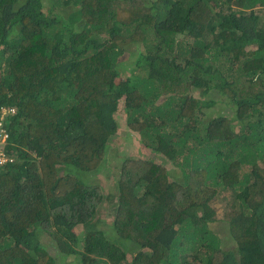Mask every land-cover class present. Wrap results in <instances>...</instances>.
Returning a JSON list of instances; mask_svg holds the SVG:
<instances>
[{
    "label": "trees",
    "instance_id": "obj_1",
    "mask_svg": "<svg viewBox=\"0 0 264 264\" xmlns=\"http://www.w3.org/2000/svg\"><path fill=\"white\" fill-rule=\"evenodd\" d=\"M4 109L0 264H264V0H0Z\"/></svg>",
    "mask_w": 264,
    "mask_h": 264
},
{
    "label": "rangeland",
    "instance_id": "obj_2",
    "mask_svg": "<svg viewBox=\"0 0 264 264\" xmlns=\"http://www.w3.org/2000/svg\"><path fill=\"white\" fill-rule=\"evenodd\" d=\"M211 95L214 97H215V95H217L215 97V99L218 98V94L216 92H212ZM222 109H224V107ZM117 117H118V120L121 122L120 123L121 129L114 136V138L110 139V141L107 143L108 150L106 153V161H105V163H103L102 168L100 170L95 171V173L93 172L94 177L91 179V182H93L95 180V177H96L100 181V184H102L104 186V188L106 189L105 193L107 196L113 195L116 191L114 176L116 174H118L119 168H120L121 163H122V158L124 156L127 157L130 155L141 154L140 137L125 129V126H124L125 122L123 120L124 117L121 115V112L118 113ZM96 174H97V176H96ZM217 196L220 199V202H219L220 206L224 210H229L231 207H228V202L224 201L223 199H224V196H227L228 198L231 197V194L229 192H226V190H221V191H219ZM101 211L104 213L103 218L105 220H107L111 217V214H109V206H108V209H105L103 207L101 209ZM112 220H113V218H112ZM210 228L214 231H217L218 234H222V235L227 234L226 222L212 223ZM79 229H80V227H79ZM109 231H111L115 235L113 222L111 223V227H110ZM46 242H48V241L46 240ZM128 258L129 259L131 258L130 254L128 255Z\"/></svg>",
    "mask_w": 264,
    "mask_h": 264
},
{
    "label": "built area",
    "instance_id": "obj_3",
    "mask_svg": "<svg viewBox=\"0 0 264 264\" xmlns=\"http://www.w3.org/2000/svg\"><path fill=\"white\" fill-rule=\"evenodd\" d=\"M12 112L14 113L15 110H12ZM7 113L8 111L5 109L2 111V113H0V165L13 162L15 160V156L11 155V152H9L5 147L8 139V133L1 118L4 119Z\"/></svg>",
    "mask_w": 264,
    "mask_h": 264
},
{
    "label": "clouds",
    "instance_id": "obj_4",
    "mask_svg": "<svg viewBox=\"0 0 264 264\" xmlns=\"http://www.w3.org/2000/svg\"><path fill=\"white\" fill-rule=\"evenodd\" d=\"M222 108H223V106H221V105H219L218 107H217V109H212V111L210 112V114L211 113H214V112H219V113H221L222 115H223V112H222ZM9 135V134H8ZM9 137V136H8ZM9 144V140L7 139V142H6V145H5V147H6V149L9 151V152H11V155H14L13 154V152H12V150L11 149H9V148H7V145ZM9 163H11V162H9ZM7 164V163H6ZM98 210H100V209H98ZM101 212V211H100ZM111 218H113V216H111ZM114 219V218H113ZM104 221V220H103ZM107 221V220H106ZM131 255V258L129 259H127V260H129V261H131L132 260V258H133V255L132 254H130ZM124 264H127V263H124ZM128 264H130V263H128Z\"/></svg>",
    "mask_w": 264,
    "mask_h": 264
}]
</instances>
